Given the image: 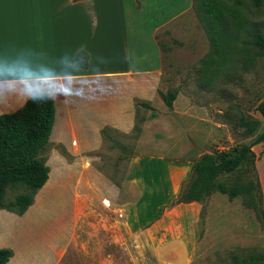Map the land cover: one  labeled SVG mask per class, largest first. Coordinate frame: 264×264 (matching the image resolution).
<instances>
[{
	"label": "crops",
	"instance_id": "1",
	"mask_svg": "<svg viewBox=\"0 0 264 264\" xmlns=\"http://www.w3.org/2000/svg\"><path fill=\"white\" fill-rule=\"evenodd\" d=\"M192 3L0 0V63L36 58L57 65L79 48L96 64L108 61L102 78L90 77L82 90L53 98L49 141L63 145L72 159L53 149L47 178L27 210L18 215L0 208V246L13 250L6 264H191L203 202H175L193 163L178 155L211 137L185 121L213 120L205 106L180 93L167 106L157 89L163 56L158 33ZM24 103L19 89L0 93V113ZM137 117L144 150L132 157L130 177L115 184L95 168L74 165L90 161L85 153L102 144L101 127L129 133ZM150 124L158 129L152 136ZM49 160L62 163L51 166Z\"/></svg>",
	"mask_w": 264,
	"mask_h": 264
},
{
	"label": "rangeland",
	"instance_id": "2",
	"mask_svg": "<svg viewBox=\"0 0 264 264\" xmlns=\"http://www.w3.org/2000/svg\"><path fill=\"white\" fill-rule=\"evenodd\" d=\"M223 1L228 2L230 15L231 11L239 12L242 23L246 24L250 19H254L259 21L264 30V0L260 4H255L254 0ZM144 19L146 22L150 21L151 14H146ZM158 36L163 48L162 82L158 88L162 90L168 87L175 88L192 103L205 106L213 120L208 122L209 125L203 122L193 125L185 121V126L191 127L192 131L193 128L199 129L203 136V130L208 129L211 137L208 141L202 137L205 143L186 146V154L178 157H187L194 161L203 152L224 150L232 153L240 145L250 143L264 128V114L257 109V105L264 99V57L257 55L254 62L242 69L236 59L230 60L232 51L239 45L232 43L231 52L226 51L221 58L213 59L198 69L199 60L209 51L210 45L206 31L196 18L192 7L180 19L165 25ZM226 55L224 69L228 70L227 75L222 72L211 78L214 68ZM155 110L154 108L151 111L152 115L155 114ZM240 115L257 120L253 134L245 135L242 127L236 125ZM139 120V117L135 120L138 125ZM157 130L156 127L149 125L150 136ZM106 133L98 148L85 153L90 161H81L74 165L95 168L111 182L119 184L133 174L135 166L131 159L134 154L138 153V149L144 150L138 146L140 132L138 134L131 130L129 133H122L119 130L108 129ZM53 149L58 150L68 162L71 161L72 157L63 145L54 142H50L47 147V158ZM252 149L255 152L253 172L249 173V165L246 166L247 172L245 164H241L238 170L223 173L218 178L226 184H234L244 182L248 177L253 178L254 175L260 183L261 206L264 209V140L253 144ZM48 163L55 166L62 161L49 160ZM21 190L22 188L15 186L7 188L6 198H13ZM212 194V197L203 201L195 232L196 253L191 259V264H228L230 261L228 254L231 251L241 253L253 249L262 250L264 228L256 219L255 212L242 204L240 196L229 199L226 194L220 195L219 191H213ZM9 264L14 262L11 261Z\"/></svg>",
	"mask_w": 264,
	"mask_h": 264
},
{
	"label": "trees",
	"instance_id": "3",
	"mask_svg": "<svg viewBox=\"0 0 264 264\" xmlns=\"http://www.w3.org/2000/svg\"><path fill=\"white\" fill-rule=\"evenodd\" d=\"M262 0H254L260 4ZM228 2L223 0H193L191 5L196 18L209 39V51L199 60L198 69L206 66L213 59H219L226 51L231 52L232 43H239L230 60L236 59L240 67L247 68L257 55L264 57V30L259 21L250 19L242 23L239 12L231 11ZM83 54L88 55L85 51ZM214 68L212 76L223 72L225 58ZM211 80V79H210ZM209 80V81H210ZM164 103L172 107L178 91L168 87L157 89ZM135 105L149 106L148 102L135 100ZM55 104L53 99L47 102L34 103L31 99L22 107L9 112L0 113V208L4 207L21 215L33 203L34 197L47 178L48 165L47 147L50 144L49 132L54 117ZM264 114V99L257 105ZM152 115V112L150 113ZM141 121V120H139ZM236 125L242 127L245 135L253 134L257 125L255 118L248 119L240 115ZM117 130L109 126L100 128L104 138L107 130ZM132 130L139 134L140 126L133 125ZM264 140V128L252 141L235 148L232 153L224 150L203 152L191 164V170L175 202L204 201L213 191L225 193L229 199L241 197L242 204L255 212L256 219L264 228V209L261 206V188L257 178L248 177L244 182L226 184L218 178L223 173L238 170L245 164V171H254L255 152L252 145ZM247 171V172H248ZM22 188L13 198H6L9 187ZM13 250L8 246H0V264H6ZM228 264H264V248L249 252H229Z\"/></svg>",
	"mask_w": 264,
	"mask_h": 264
},
{
	"label": "clouds",
	"instance_id": "4",
	"mask_svg": "<svg viewBox=\"0 0 264 264\" xmlns=\"http://www.w3.org/2000/svg\"><path fill=\"white\" fill-rule=\"evenodd\" d=\"M79 49L62 55L57 65L36 58L0 63V93L9 95L19 89L25 103L29 99L37 103L82 90L92 82L90 77H103L101 66L108 61L104 59L96 64L95 59Z\"/></svg>",
	"mask_w": 264,
	"mask_h": 264
},
{
	"label": "built area",
	"instance_id": "5",
	"mask_svg": "<svg viewBox=\"0 0 264 264\" xmlns=\"http://www.w3.org/2000/svg\"><path fill=\"white\" fill-rule=\"evenodd\" d=\"M119 214H120V212H119Z\"/></svg>",
	"mask_w": 264,
	"mask_h": 264
}]
</instances>
